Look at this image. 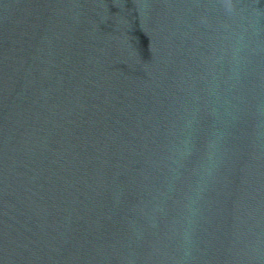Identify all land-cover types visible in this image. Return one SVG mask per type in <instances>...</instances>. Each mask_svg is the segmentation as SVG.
Listing matches in <instances>:
<instances>
[{"label":"water","instance_id":"95a60500","mask_svg":"<svg viewBox=\"0 0 264 264\" xmlns=\"http://www.w3.org/2000/svg\"><path fill=\"white\" fill-rule=\"evenodd\" d=\"M0 264H264V0H0Z\"/></svg>","mask_w":264,"mask_h":264}]
</instances>
